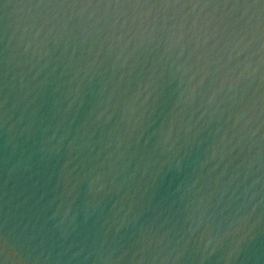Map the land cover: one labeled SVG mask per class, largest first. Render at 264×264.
<instances>
[{
    "label": "water",
    "instance_id": "obj_1",
    "mask_svg": "<svg viewBox=\"0 0 264 264\" xmlns=\"http://www.w3.org/2000/svg\"><path fill=\"white\" fill-rule=\"evenodd\" d=\"M0 264H264V0H0Z\"/></svg>",
    "mask_w": 264,
    "mask_h": 264
}]
</instances>
